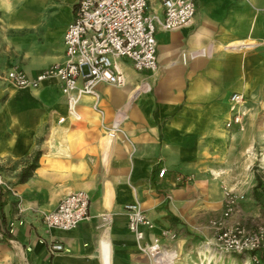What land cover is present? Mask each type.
Listing matches in <instances>:
<instances>
[{
  "label": "crops",
  "instance_id": "obj_1",
  "mask_svg": "<svg viewBox=\"0 0 264 264\" xmlns=\"http://www.w3.org/2000/svg\"><path fill=\"white\" fill-rule=\"evenodd\" d=\"M76 3L0 0L3 74L62 64ZM147 5L162 18L157 0ZM155 39L157 70L121 60L126 85H100L95 108L81 99L78 119L56 82L0 86V264H151L128 229L129 204L152 223L146 240L176 232L159 238L180 257L173 264H207L202 235L221 214L223 190L249 193L264 172V131L225 128L232 94L264 102V0H195L191 25L157 29ZM75 192L90 197V218L70 231L45 228L41 214ZM55 243L64 251L49 253Z\"/></svg>",
  "mask_w": 264,
  "mask_h": 264
},
{
  "label": "built area",
  "instance_id": "obj_2",
  "mask_svg": "<svg viewBox=\"0 0 264 264\" xmlns=\"http://www.w3.org/2000/svg\"><path fill=\"white\" fill-rule=\"evenodd\" d=\"M163 11L162 18L147 13L148 0H77L72 22L63 35L64 62L54 64L34 76L19 68H11L4 74L6 82L17 88L40 89L50 82L58 83L66 99L68 113L78 119V105L84 97L92 99L95 108L99 98L98 87L109 85L124 87L127 78L120 61L127 60L136 72L157 70V29L180 30L191 25L195 14V0H157ZM243 97L230 96L229 119L225 128H242ZM63 119H59L62 123ZM164 170H160L162 177ZM0 177V191L4 188ZM223 206L220 216L210 222L212 247L215 253L242 256L250 264H261L264 255V223L248 226L240 217V204L245 194L233 189L223 190ZM128 229L133 233L140 253L151 264H173L177 258L166 251L160 239L175 241L174 231L164 230L159 238L146 240L145 231L151 229V221L136 204L124 207ZM90 218V197L84 192L65 196L50 212L41 214L45 228L70 231ZM49 253L63 252L62 245L48 247ZM21 264H29L25 258Z\"/></svg>",
  "mask_w": 264,
  "mask_h": 264
},
{
  "label": "rangeland",
  "instance_id": "obj_3",
  "mask_svg": "<svg viewBox=\"0 0 264 264\" xmlns=\"http://www.w3.org/2000/svg\"><path fill=\"white\" fill-rule=\"evenodd\" d=\"M3 59L0 58V86L4 83V67L2 65ZM242 110L244 118L242 120V128L250 127L255 129L256 131H264V102H254L250 104L243 103ZM257 113L254 115V118H249V114ZM250 125V126H249ZM261 140H264V137H261ZM260 186H256L255 184L249 193L242 192L245 194V199L242 201L240 206V219L246 223L248 226H253L259 223H264V172L260 173ZM241 192V191H239ZM245 203V209H242V204ZM246 214L247 217H243ZM217 218V217H216ZM216 218H208L205 223V235H202L204 252L206 254V263L212 264L215 260H220V264H227L226 261L229 260L228 264H250L249 260L242 256H228V255H220L215 253L212 245V231L210 229V222ZM180 258V257H179ZM178 258V259H179ZM203 259V255L201 256ZM175 259L176 261L178 260ZM235 260V262H233Z\"/></svg>",
  "mask_w": 264,
  "mask_h": 264
},
{
  "label": "trees",
  "instance_id": "obj_4",
  "mask_svg": "<svg viewBox=\"0 0 264 264\" xmlns=\"http://www.w3.org/2000/svg\"><path fill=\"white\" fill-rule=\"evenodd\" d=\"M33 168V165H31V166H29V167H27L26 169H24L22 172H21V175H20V178H19V181H22V180H24L27 176H28V174H29V172H30V170ZM256 186H260V177H259V175L257 174L256 176Z\"/></svg>",
  "mask_w": 264,
  "mask_h": 264
}]
</instances>
